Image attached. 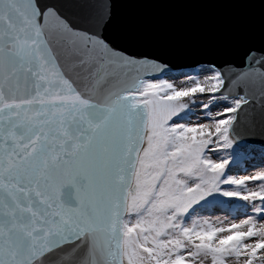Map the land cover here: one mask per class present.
<instances>
[{
	"label": "snow or ice",
	"instance_id": "1",
	"mask_svg": "<svg viewBox=\"0 0 264 264\" xmlns=\"http://www.w3.org/2000/svg\"><path fill=\"white\" fill-rule=\"evenodd\" d=\"M118 7L0 0V264H264V38L177 63Z\"/></svg>",
	"mask_w": 264,
	"mask_h": 264
},
{
	"label": "water",
	"instance_id": "2",
	"mask_svg": "<svg viewBox=\"0 0 264 264\" xmlns=\"http://www.w3.org/2000/svg\"><path fill=\"white\" fill-rule=\"evenodd\" d=\"M119 25L177 63L233 59L264 38V0H118Z\"/></svg>",
	"mask_w": 264,
	"mask_h": 264
},
{
	"label": "rangeland",
	"instance_id": "3",
	"mask_svg": "<svg viewBox=\"0 0 264 264\" xmlns=\"http://www.w3.org/2000/svg\"><path fill=\"white\" fill-rule=\"evenodd\" d=\"M256 154H257V156H258V154H259V148L257 147V149H256ZM256 162H258V161H256Z\"/></svg>",
	"mask_w": 264,
	"mask_h": 264
},
{
	"label": "bare ground",
	"instance_id": "4",
	"mask_svg": "<svg viewBox=\"0 0 264 264\" xmlns=\"http://www.w3.org/2000/svg\"><path fill=\"white\" fill-rule=\"evenodd\" d=\"M246 167H249V165H245Z\"/></svg>",
	"mask_w": 264,
	"mask_h": 264
}]
</instances>
